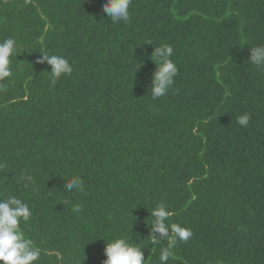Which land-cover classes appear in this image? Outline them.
I'll return each instance as SVG.
<instances>
[{"label": "trees", "instance_id": "trees-1", "mask_svg": "<svg viewBox=\"0 0 264 264\" xmlns=\"http://www.w3.org/2000/svg\"><path fill=\"white\" fill-rule=\"evenodd\" d=\"M102 3L0 0V41L22 52L0 86V197L30 204L21 226L41 244L39 264H102V238L125 220L147 246L158 202L193 232L168 264H264V72L248 60L264 45V0H132L119 25ZM160 43L178 75L152 99ZM43 52L72 73L52 84ZM73 175L87 195L63 189ZM165 243L143 249L149 264Z\"/></svg>", "mask_w": 264, "mask_h": 264}, {"label": "clouds", "instance_id": "clouds-1", "mask_svg": "<svg viewBox=\"0 0 264 264\" xmlns=\"http://www.w3.org/2000/svg\"><path fill=\"white\" fill-rule=\"evenodd\" d=\"M131 4L132 0H103L101 8L111 24H127L132 21ZM148 44L151 45V42ZM19 48V42L14 37L10 36L0 41V86L4 81L10 78L14 79L12 61L13 59L17 60V56L22 53ZM249 52L248 60L256 67L257 71L264 72V45L251 46ZM173 55L174 49L169 43H160L153 48L151 60L156 65V70L151 77L149 87L152 99L163 97L172 89L178 75L177 65L172 59ZM45 61L51 65V71L46 72L49 74L52 84L73 71L69 60L63 55L43 52L36 63ZM135 62L138 64L136 59ZM138 67L134 69V72ZM250 120L249 113H243L236 117V123L244 128L249 127ZM32 180V176L26 170L21 173L20 181L25 187L29 186ZM63 189L68 193L76 192L87 195L84 180L80 175H73L67 179L63 184ZM82 210V203H75L71 207V212L75 214ZM131 210L129 209V211ZM173 214L163 202L156 203L150 212L151 219L147 224L149 226L147 237L150 241L148 245L159 246L162 242H166L159 251V264H168L178 242L186 243L193 236L191 228L171 221L170 218ZM32 215L33 210L30 204L20 197L16 195L0 197V264H39L41 261L43 253L41 244H38L21 226L22 223L27 224ZM127 224L128 221L125 220L124 226L119 230L102 238L105 257L102 264H149L143 251L148 245L145 246L140 241L137 242L132 235V221L130 229ZM95 240L97 239L93 241ZM86 244L83 245V248ZM56 255L58 260L63 259L62 254L56 253ZM82 261H79L78 264H81Z\"/></svg>", "mask_w": 264, "mask_h": 264}]
</instances>
